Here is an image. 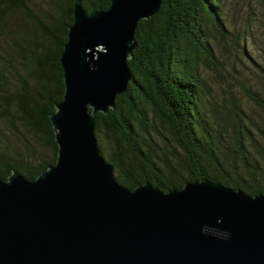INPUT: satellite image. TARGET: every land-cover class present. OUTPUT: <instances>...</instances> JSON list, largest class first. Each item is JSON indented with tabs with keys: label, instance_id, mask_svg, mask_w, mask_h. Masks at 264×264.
<instances>
[{
	"label": "trees",
	"instance_id": "16d2710c",
	"mask_svg": "<svg viewBox=\"0 0 264 264\" xmlns=\"http://www.w3.org/2000/svg\"><path fill=\"white\" fill-rule=\"evenodd\" d=\"M74 2L0 0L2 177L18 170L34 180L56 164L51 114L65 91L60 57ZM82 2L89 12L111 4ZM229 36L223 0H164L158 14L140 20L129 60L133 81L115 108L95 115L101 153L122 185L170 190L208 179L264 194V99L248 91L258 102L257 113H248L224 85L222 93L215 89L202 67L224 68L215 42Z\"/></svg>",
	"mask_w": 264,
	"mask_h": 264
},
{
	"label": "water",
	"instance_id": "95a60500",
	"mask_svg": "<svg viewBox=\"0 0 264 264\" xmlns=\"http://www.w3.org/2000/svg\"><path fill=\"white\" fill-rule=\"evenodd\" d=\"M163 2L89 12L75 0L51 114L57 161L34 180L0 176V264H264V194L208 179L131 189L101 153L95 115L133 81L139 22Z\"/></svg>",
	"mask_w": 264,
	"mask_h": 264
},
{
	"label": "rangeland",
	"instance_id": "374dc122",
	"mask_svg": "<svg viewBox=\"0 0 264 264\" xmlns=\"http://www.w3.org/2000/svg\"><path fill=\"white\" fill-rule=\"evenodd\" d=\"M223 6L230 36L218 37L215 44L223 63L220 68H224L216 72L207 65L202 67L215 89L222 93L224 85L228 95H235L248 113L255 115L258 102L248 96V91L259 92V98L264 99V0H223ZM236 41L244 44L251 57L240 53ZM220 71H224L223 76H219Z\"/></svg>",
	"mask_w": 264,
	"mask_h": 264
}]
</instances>
